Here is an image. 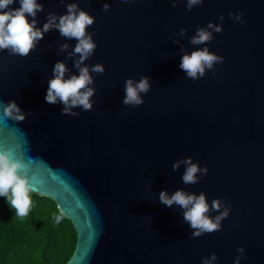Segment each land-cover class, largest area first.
Listing matches in <instances>:
<instances>
[{
  "label": "water",
  "instance_id": "95a60500",
  "mask_svg": "<svg viewBox=\"0 0 264 264\" xmlns=\"http://www.w3.org/2000/svg\"><path fill=\"white\" fill-rule=\"evenodd\" d=\"M73 2L95 18L86 32L97 48L81 65L94 79L91 111L62 115V103L45 99L57 62L66 65L65 79L79 75V55L70 56L75 39L53 29L27 57L0 51V104L14 101L26 116L5 119L0 108V153L22 163L30 193L53 201L72 224L76 242L65 264H203L212 254V264H234L238 248L240 264H264V0H204L191 11L186 0L176 7L172 0H37L44 9L37 27ZM209 23L223 31L191 44ZM204 47L224 63L193 81L181 58ZM96 64L102 75L91 72ZM141 77L151 84L140 94L144 103L124 105L125 81ZM189 157L208 169L194 185L182 182L184 164L172 168ZM177 190L204 192L210 217L219 214L213 200L229 202L221 230L192 238L184 210L159 202L161 191Z\"/></svg>",
  "mask_w": 264,
  "mask_h": 264
},
{
  "label": "clouds",
  "instance_id": "9594fccd",
  "mask_svg": "<svg viewBox=\"0 0 264 264\" xmlns=\"http://www.w3.org/2000/svg\"><path fill=\"white\" fill-rule=\"evenodd\" d=\"M129 3L131 0H122ZM204 0H186V8L191 11L194 7L202 5ZM15 0H0V51L7 50L9 55L27 57L32 52L39 41L50 30H57L62 37L75 39L77 41L74 52L71 55H79V59L74 61V66L78 69L79 75H72L65 79L67 72L66 65L63 62H57L53 67V78L48 81L46 102L55 105L58 101L64 105L62 115L78 117L79 112L72 111L73 108H81L83 111H91L93 102L91 98L95 95V88L89 87L94 84L93 76L90 75L89 67L81 65L89 59L97 48L93 41L92 34L86 32V29L95 23V18L90 16L86 11L79 8L77 2L66 5L67 13L57 16L49 13L46 17L47 22L42 29L37 27V13L42 12V4L37 0H19L20 7L13 9L10 6ZM64 3V0H61ZM173 7H176V0H172ZM109 4L103 5V11L108 12ZM28 17H31L29 22ZM229 17L234 22L240 24L246 23L242 13H229ZM218 19L223 22L224 16L221 14ZM221 25L214 23L207 24L206 27H197L195 35L191 38L190 43L193 45H203L213 40V33H221ZM187 29H181L180 36H184ZM171 38V37H169ZM67 44L61 46L60 51H65ZM224 58L217 56L209 51L207 47L201 50L193 51L191 55L185 54L181 58L180 69L184 71L188 78L193 81L202 79L208 71H215V65L223 64ZM105 68L101 64L91 66V72L102 75ZM151 84L148 77H141L139 82L133 79L125 81V98L123 104L133 108L139 107L144 103L141 93L147 94L150 91ZM3 109L2 117L16 122H23L26 118L22 110L14 101L0 104ZM185 165V171L181 177L182 182L186 185L197 184L199 176L207 175V167L201 168L198 163H193L191 157L182 161H177L172 165L173 171L179 169L180 165ZM24 165L10 159V154L5 151L0 153V197H6L9 204L16 210V215L25 217L28 215L32 206L27 173L20 174ZM159 202L171 208L178 205L183 212V219L190 225L192 238H199L205 234H211L221 230V221L228 218L231 211V204L227 201L215 199L211 203V210L219 213L215 217L207 215L210 206L206 201L205 193L201 192L198 196L188 192L177 190L171 196L166 191L159 193ZM223 210L221 211V208ZM56 223H60L62 216H56ZM240 254L236 257L234 264H240L244 258L245 250L238 248ZM217 260L215 254L211 259L204 258L203 264H212Z\"/></svg>",
  "mask_w": 264,
  "mask_h": 264
},
{
  "label": "trees",
  "instance_id": "16d2710c",
  "mask_svg": "<svg viewBox=\"0 0 264 264\" xmlns=\"http://www.w3.org/2000/svg\"><path fill=\"white\" fill-rule=\"evenodd\" d=\"M30 198L28 215L19 217L0 197V264H65L76 242L72 224L50 199L32 193ZM56 216H62L60 223Z\"/></svg>",
  "mask_w": 264,
  "mask_h": 264
}]
</instances>
